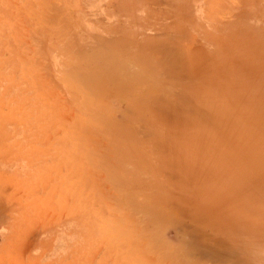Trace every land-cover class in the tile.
I'll return each mask as SVG.
<instances>
[{
  "label": "rangeland",
  "instance_id": "1",
  "mask_svg": "<svg viewBox=\"0 0 264 264\" xmlns=\"http://www.w3.org/2000/svg\"><path fill=\"white\" fill-rule=\"evenodd\" d=\"M0 264H264V0H0Z\"/></svg>",
  "mask_w": 264,
  "mask_h": 264
},
{
  "label": "bare ground",
  "instance_id": "2",
  "mask_svg": "<svg viewBox=\"0 0 264 264\" xmlns=\"http://www.w3.org/2000/svg\"><path fill=\"white\" fill-rule=\"evenodd\" d=\"M43 33V32H42ZM120 65V64H119ZM124 65V64H123ZM110 67H113L112 65H110ZM93 70V69H92ZM95 70V69H94ZM119 71H121V70H118V73H120L121 74V72H119ZM123 71V70H122ZM95 72H97L96 70H95ZM133 74V73H132ZM137 74V73H136ZM138 75V74H137ZM136 75V76H137ZM97 77V76H96ZM106 77V76H105ZM130 82V81H129ZM130 88V87H129ZM104 94V93H103ZM121 101V100H120ZM125 101V100H124ZM125 103H126V101H125ZM122 138V137H121ZM123 140V139H122ZM130 158V157H129Z\"/></svg>",
  "mask_w": 264,
  "mask_h": 264
}]
</instances>
